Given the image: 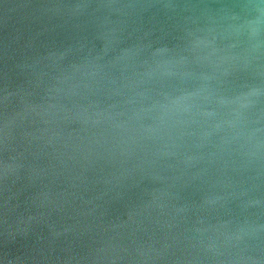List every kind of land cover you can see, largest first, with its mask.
Returning <instances> with one entry per match:
<instances>
[{"label": "water", "instance_id": "95a60500", "mask_svg": "<svg viewBox=\"0 0 264 264\" xmlns=\"http://www.w3.org/2000/svg\"><path fill=\"white\" fill-rule=\"evenodd\" d=\"M0 264H264V0H0Z\"/></svg>", "mask_w": 264, "mask_h": 264}]
</instances>
